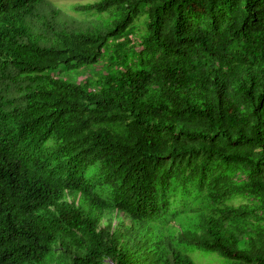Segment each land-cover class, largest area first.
Here are the masks:
<instances>
[{
    "label": "trees",
    "instance_id": "obj_1",
    "mask_svg": "<svg viewBox=\"0 0 264 264\" xmlns=\"http://www.w3.org/2000/svg\"><path fill=\"white\" fill-rule=\"evenodd\" d=\"M43 1L0 0V264H264V0L75 2L38 45Z\"/></svg>",
    "mask_w": 264,
    "mask_h": 264
},
{
    "label": "clouds",
    "instance_id": "obj_2",
    "mask_svg": "<svg viewBox=\"0 0 264 264\" xmlns=\"http://www.w3.org/2000/svg\"><path fill=\"white\" fill-rule=\"evenodd\" d=\"M75 2H80L78 0L70 1L68 4H72ZM68 5V7H69ZM66 8H62L60 4L56 1H43L35 6L29 13L25 16L19 14L22 21H18V25H27L28 28V40L32 43H36L38 45L41 44L42 38H49V30L52 25L58 20L57 18L62 14L63 11H66ZM69 13L74 15L78 13H74L69 10ZM12 18H17V15H12ZM0 103L2 104L3 111H8L13 103L12 98L0 95ZM17 106V105H16ZM15 124V127H11L8 125V122L5 121V124L0 122V155L3 151L5 145H17L19 144L23 137H25V145L29 141L28 135L25 131L23 123L19 122H11ZM22 153L21 148H18L17 156ZM15 158V160H16ZM134 175H137V172H134Z\"/></svg>",
    "mask_w": 264,
    "mask_h": 264
},
{
    "label": "rangeland",
    "instance_id": "obj_3",
    "mask_svg": "<svg viewBox=\"0 0 264 264\" xmlns=\"http://www.w3.org/2000/svg\"><path fill=\"white\" fill-rule=\"evenodd\" d=\"M48 1H56L62 8H66L68 10V3L73 0H46ZM80 2H89L93 0H78ZM86 14V13H82ZM191 257L197 262V264H224V259L220 257L216 253H203L198 250H193L190 252ZM104 264H110L108 261H105Z\"/></svg>",
    "mask_w": 264,
    "mask_h": 264
}]
</instances>
